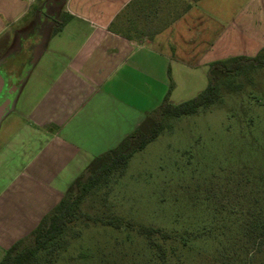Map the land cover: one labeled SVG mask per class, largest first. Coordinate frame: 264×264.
<instances>
[{
	"label": "rangeland",
	"instance_id": "1",
	"mask_svg": "<svg viewBox=\"0 0 264 264\" xmlns=\"http://www.w3.org/2000/svg\"><path fill=\"white\" fill-rule=\"evenodd\" d=\"M34 1L29 17L41 27H19L0 59L5 79L0 96L14 89L0 127L18 109L34 55L62 19L56 17L60 0ZM228 1L231 34L243 5L248 3L253 13L256 1L217 3L226 7ZM259 3L264 12V0ZM188 4L191 0H135L122 15L123 24L131 27L116 28L130 37L140 36L160 28ZM137 22H154L155 27H137ZM262 29L246 27L244 32L254 36ZM26 41L29 52L23 48ZM259 45L258 40L237 35L230 53L254 57L264 49ZM207 71L208 67L201 68L195 80L176 75L169 103L202 92ZM214 73L221 91L216 103L195 114L163 118L159 135L80 204L92 217H122L171 233L172 240L160 242L162 253L150 248L134 229L78 221L51 251L40 254L39 264H160V257L166 264H264V66H244L231 75Z\"/></svg>",
	"mask_w": 264,
	"mask_h": 264
},
{
	"label": "crops",
	"instance_id": "2",
	"mask_svg": "<svg viewBox=\"0 0 264 264\" xmlns=\"http://www.w3.org/2000/svg\"><path fill=\"white\" fill-rule=\"evenodd\" d=\"M134 1L58 2L62 19L34 55L18 109L0 127V260L94 157L114 148L169 97L176 75L195 80L201 68L209 71L210 63L234 56L230 42L237 35L264 44L260 0L253 13L243 5L231 34L229 1L222 7L197 0L160 28L130 37L116 27H131L122 15ZM34 4L0 0V59L19 27H41L29 17ZM246 27L263 29L249 38Z\"/></svg>",
	"mask_w": 264,
	"mask_h": 264
},
{
	"label": "trees",
	"instance_id": "3",
	"mask_svg": "<svg viewBox=\"0 0 264 264\" xmlns=\"http://www.w3.org/2000/svg\"><path fill=\"white\" fill-rule=\"evenodd\" d=\"M197 0H191V4ZM61 4L64 0H60ZM191 4H188V8ZM63 23H60L62 26ZM244 66L261 68L264 66V49L254 57L232 56L216 60L209 64L208 84L202 92L191 99L178 104H171L165 95L163 101L150 113L139 126L126 135L114 148L94 157L86 168L69 184L59 202L45 214L36 227L24 238L14 242L5 250L0 264H39L43 251H51L55 242L75 223L100 222L115 229H134L146 239L151 248L162 253L160 242L173 239V235L159 227L134 225L122 217L96 218L82 211V200L103 179L113 172L124 168L130 157L142 150L162 131V120L165 117H181L195 114L199 110L216 103L221 95L220 87L215 80V71L231 75ZM264 236V228L262 230ZM264 244V238L262 239ZM160 264H166L160 257Z\"/></svg>",
	"mask_w": 264,
	"mask_h": 264
},
{
	"label": "water",
	"instance_id": "4",
	"mask_svg": "<svg viewBox=\"0 0 264 264\" xmlns=\"http://www.w3.org/2000/svg\"><path fill=\"white\" fill-rule=\"evenodd\" d=\"M13 83V82H12ZM5 84V79L4 77L0 74V93L3 90ZM14 84V83H13ZM14 91V89L12 90V92ZM12 92H10L9 94L6 95V97L0 102V119L2 118V116L7 112L10 103H11V96H12Z\"/></svg>",
	"mask_w": 264,
	"mask_h": 264
},
{
	"label": "flooded vegetation",
	"instance_id": "5",
	"mask_svg": "<svg viewBox=\"0 0 264 264\" xmlns=\"http://www.w3.org/2000/svg\"><path fill=\"white\" fill-rule=\"evenodd\" d=\"M53 0H51V2H52ZM53 3V2H52ZM53 7H55L54 5H53ZM5 98V97H4ZM2 96H0V102L4 99Z\"/></svg>",
	"mask_w": 264,
	"mask_h": 264
}]
</instances>
